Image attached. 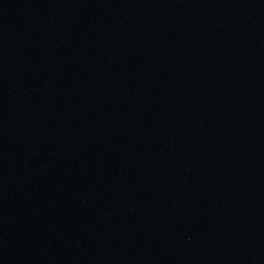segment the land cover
Wrapping results in <instances>:
<instances>
[{"label": "water", "instance_id": "water-1", "mask_svg": "<svg viewBox=\"0 0 264 264\" xmlns=\"http://www.w3.org/2000/svg\"><path fill=\"white\" fill-rule=\"evenodd\" d=\"M0 264H264V0H0Z\"/></svg>", "mask_w": 264, "mask_h": 264}]
</instances>
